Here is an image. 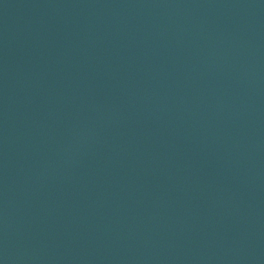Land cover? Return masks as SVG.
I'll list each match as a JSON object with an SVG mask.
<instances>
[{
	"label": "water",
	"instance_id": "95a60500",
	"mask_svg": "<svg viewBox=\"0 0 264 264\" xmlns=\"http://www.w3.org/2000/svg\"><path fill=\"white\" fill-rule=\"evenodd\" d=\"M0 264H264V0H0Z\"/></svg>",
	"mask_w": 264,
	"mask_h": 264
}]
</instances>
